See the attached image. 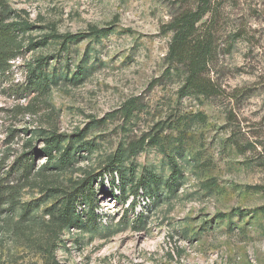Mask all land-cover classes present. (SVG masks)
<instances>
[{
  "label": "rangeland",
  "instance_id": "obj_1",
  "mask_svg": "<svg viewBox=\"0 0 264 264\" xmlns=\"http://www.w3.org/2000/svg\"><path fill=\"white\" fill-rule=\"evenodd\" d=\"M5 1L26 27L0 77V264H264V0H212L210 97L169 56L196 1Z\"/></svg>",
  "mask_w": 264,
  "mask_h": 264
},
{
  "label": "trees",
  "instance_id": "obj_2",
  "mask_svg": "<svg viewBox=\"0 0 264 264\" xmlns=\"http://www.w3.org/2000/svg\"><path fill=\"white\" fill-rule=\"evenodd\" d=\"M191 1L194 3L196 1L195 7L192 8L190 5L185 6L172 17L167 25V28L172 31L169 44V56L183 63L184 70L187 73L186 88L194 90L204 97L216 96L221 92L220 87L208 76V72L210 71L209 63L214 55V36L209 33V31L207 32L208 26H205L207 28L203 29L202 25L206 15L210 14L211 19L214 16L215 2L212 0ZM188 3H190V0H188ZM7 10L6 1L0 0V77L6 76L10 68V61L20 54L23 46L22 38L26 27V23L22 19L16 20L8 18ZM66 36V39H78L83 37V35L79 33L68 34ZM33 74V71H29L27 84L29 86L32 85L33 89H35V84L32 80ZM26 108L29 109V111H33L30 109V104H27ZM44 142L45 146L40 150V153H46L47 157L51 158L53 149L58 150L60 148V138L52 135L46 137ZM135 150L136 148L133 146L132 151ZM29 154L31 155L32 151H30ZM176 170V167H174L171 175L172 182L175 180ZM107 174L109 176L107 180H110L114 189L110 191L111 196H114L115 199H119L122 202H126L127 197H121L124 191L119 183L121 178L118 171H110L104 175L106 176ZM99 178L102 182L103 174H101ZM3 179V177H0V206L5 204L9 198L1 182ZM85 187L81 191L76 189L77 193H73L72 203H67L71 209L70 215H68L65 220L68 224H72L79 220V216L75 211L79 198L85 195V191L83 190H86V197L93 200L92 196L94 189L88 183ZM139 190L142 191V189ZM142 194H144V192ZM135 199L136 196L132 199L130 204L132 203V205H134ZM92 214L96 215L94 212Z\"/></svg>",
  "mask_w": 264,
  "mask_h": 264
}]
</instances>
